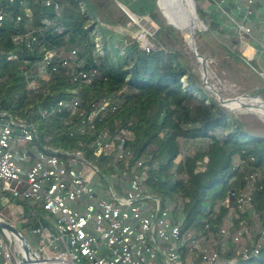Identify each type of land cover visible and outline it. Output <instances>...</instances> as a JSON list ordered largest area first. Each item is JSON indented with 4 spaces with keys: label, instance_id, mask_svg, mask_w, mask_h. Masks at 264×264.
Masks as SVG:
<instances>
[{
    "label": "built area",
    "instance_id": "obj_1",
    "mask_svg": "<svg viewBox=\"0 0 264 264\" xmlns=\"http://www.w3.org/2000/svg\"><path fill=\"white\" fill-rule=\"evenodd\" d=\"M226 21H219L216 36L219 42L234 34L239 43L238 53L253 71L264 79V0H208ZM19 3L23 13L13 15L10 6ZM60 16L55 0H44ZM121 8L139 28L136 40L146 52L155 48L154 22L133 15L124 5ZM211 14V12L206 11ZM8 22L22 28L13 36L17 49L6 55L7 61H23L21 74L33 94L45 93V82L60 67L67 68L73 84H93L100 75L98 69H87L79 60L78 50L57 46L52 42L63 34L64 26L48 23L36 27L29 0H0V29ZM234 53L235 51L232 50ZM96 55L103 56L100 39L96 40ZM99 65V61L96 60ZM70 97L59 100L49 109H39L37 115L47 118L69 114V123L79 122L70 129L71 136H94L92 148L97 157L105 158L109 174L101 166L85 159L84 152H64L46 146L39 147L40 132L32 122L36 115L13 116L0 110V184L8 197L1 200L12 214L44 212L45 225L24 230L21 220H6L20 229L31 244L40 264H219L221 254L211 248L207 237L182 231L183 220L175 218L170 206L153 195L146 181L150 166L144 159H135L130 143L135 134L127 128L99 130L97 121L118 110L113 99L95 102L90 110L83 107V87L66 90ZM33 112H35L33 110ZM82 145V144H81ZM208 160L198 170L204 171ZM263 189L262 176L251 172L245 176V186L234 194L235 208L232 226L220 231L222 245L230 237L235 219L238 229L233 235L237 244L248 232L242 215L255 216V194ZM152 201V204H149ZM210 237V236H209ZM207 245H201L200 241ZM225 245V244H224ZM17 247L22 259L24 247L16 235L0 227V264H12V249ZM264 247V229L259 232L252 251L244 250V258L257 257Z\"/></svg>",
    "mask_w": 264,
    "mask_h": 264
},
{
    "label": "trees",
    "instance_id": "obj_2",
    "mask_svg": "<svg viewBox=\"0 0 264 264\" xmlns=\"http://www.w3.org/2000/svg\"><path fill=\"white\" fill-rule=\"evenodd\" d=\"M29 2L36 27H47L48 23L64 26L63 34L51 43L77 49L79 60L86 68L98 69L100 75L93 84L81 86L71 82L67 68L60 67L45 82L46 92L33 95L21 74L25 63L7 61V53L17 49L13 36L22 28L8 22L0 29V110L23 118L36 114L32 122L41 134L40 148L82 151L86 160L100 165L107 175L105 158L94 154V136H71L70 129L79 119L70 124L67 113L43 119L37 111L70 97L66 90L82 87L86 110L104 98L113 99L118 110L97 121L98 129L127 128L135 134L134 142L129 145L135 159L142 158L150 166L146 186L162 200L163 206L172 207L175 218L183 220L184 234L193 232L207 238L214 234L220 240L221 228L235 208L231 193L237 195L244 188L245 176L251 172L262 176L263 189L255 194L253 208L264 229V137L244 131L243 125L192 72L186 56L172 42L175 28L160 20L158 0H55L60 6V16L53 8L46 7L44 0ZM122 5L133 15L150 18L156 24L152 51L140 47L136 40L140 28ZM10 10L13 15L24 12L19 3L11 5ZM198 12L212 34L218 30L219 21L227 22L221 12H217L218 17L203 9ZM202 27L201 22L199 28ZM97 38L104 49V55L98 57ZM230 38L225 39L227 46L221 47L230 57L244 61L234 34ZM218 130L222 131L221 135H217ZM200 139L210 142L205 150L194 155L183 154L185 143ZM236 158L240 165L236 164ZM205 160H208L206 169L198 170ZM5 196L9 195L0 184V201ZM179 199L182 201L178 203ZM23 205L25 214L19 221L28 220L21 225L24 231L46 224L41 208L36 209L38 214L34 216L29 214L31 207ZM238 225L235 219V226ZM223 258L225 264H264V247L257 257L244 258L232 245Z\"/></svg>",
    "mask_w": 264,
    "mask_h": 264
},
{
    "label": "rangeland",
    "instance_id": "obj_3",
    "mask_svg": "<svg viewBox=\"0 0 264 264\" xmlns=\"http://www.w3.org/2000/svg\"><path fill=\"white\" fill-rule=\"evenodd\" d=\"M195 7L197 12L199 9H203L205 12L209 11L212 14L214 13L216 16L217 11L214 4L208 0H195ZM160 20L165 24H167L166 17L158 9ZM207 13V12H206ZM209 14V13H208ZM199 15V12H198ZM211 15V14H210ZM200 16V15H199ZM208 16V15H207ZM208 16L207 18H209ZM218 17V16H217ZM204 27L199 28L198 32L195 36L198 52L206 58V67L204 71V66L192 53L189 45L187 44L185 38L183 37L179 28H175L172 42L175 47L181 51L185 56L189 67L192 72L202 80L204 85V74H206L208 83L216 89V92L222 96L224 99L237 100L241 98L242 100H252L256 98L264 99V79L260 77L255 71H253L246 63L242 60H236L235 58L230 57L225 50L221 47V44L218 40L222 39L223 34L217 35L215 32L213 34L210 32L209 25L203 20ZM199 23H201L199 21ZM157 29L156 24H153ZM170 26V25H168ZM230 40H232L230 38ZM205 86V85H204ZM206 87V86H205ZM216 100L217 96L211 90H207ZM251 97V98H250ZM227 111L236 119V121L240 122L243 125V130L248 131L254 135L263 136L264 137V119L249 112H233L227 109ZM222 131L218 130L217 135H221ZM210 142L207 139L195 140L193 142H187L183 146V154L184 155H194L197 151L205 150ZM198 148V149H197ZM94 163V162H92ZM236 164L240 165L241 161L236 158ZM182 200L179 199L178 203ZM149 204H152V201H149ZM0 212L4 214L9 220L16 223L15 221H19L20 215L17 212L9 211L8 208H5V204L0 201ZM234 217V210L231 211L230 215L227 217L225 225L226 227L232 226V219ZM247 230L248 232L244 235L243 239L235 244L233 242V235L237 231L239 227L235 226L231 228V235L224 239V243L222 245L223 240L217 239L214 234H211L207 239V244L213 248L218 249L221 254V262L219 264H225V260L223 258L224 253L230 249V247L236 246L239 252H243L244 250L252 249L255 243L256 238L259 236V232L262 230L263 225L260 221L258 213L253 217L252 215L247 217ZM27 235V232L24 231ZM206 239L200 241L201 245H207L204 243ZM225 244V245H224ZM12 251V264H25L23 262L22 257L20 256L19 249L15 246L11 247Z\"/></svg>",
    "mask_w": 264,
    "mask_h": 264
},
{
    "label": "bare ground",
    "instance_id": "obj_4",
    "mask_svg": "<svg viewBox=\"0 0 264 264\" xmlns=\"http://www.w3.org/2000/svg\"><path fill=\"white\" fill-rule=\"evenodd\" d=\"M158 3L168 25L185 30L190 36H193L194 32L199 29V20L194 14L196 5L194 0H158ZM244 102L248 104L247 108L244 107ZM227 108L233 112L253 113L264 119V100L262 98L246 101L241 98L237 100L228 99ZM22 255L26 257L25 251ZM25 264L38 263L26 262Z\"/></svg>",
    "mask_w": 264,
    "mask_h": 264
},
{
    "label": "water",
    "instance_id": "obj_5",
    "mask_svg": "<svg viewBox=\"0 0 264 264\" xmlns=\"http://www.w3.org/2000/svg\"><path fill=\"white\" fill-rule=\"evenodd\" d=\"M157 4H158V7L160 9V6H159L158 2H157ZM194 14L197 17V19L200 22H202L203 25H205L204 22L200 19V16L198 15L196 7L194 8ZM179 30L181 31L183 37L185 38V40H186L187 44L189 45V47H190L192 53L194 54V56L204 66V71H205V67H206V63H207L206 62V58L198 52V46H197V42H196V38H195V36H196V34L198 32V29H197V31L194 32L193 36H190L189 34H187L185 30H182V29H179ZM203 78H204V85L206 86V90L213 91L215 93V95L217 96V99H218L217 101L219 102V104L222 107L228 109L227 108L228 99L222 98V96H220V94H218L216 92V89L208 83L206 74H204ZM243 104H244V107L247 108L248 104L246 102H244ZM231 195H232V197H231L232 199L231 200L234 201V191L231 193ZM0 227L5 228V229L13 232L16 235V237L18 238V240L23 244L24 251L26 253V257H24L23 262H36V263L40 264V261L36 257L35 252H34L32 246H31V244L26 239V237L21 233V231H20V229H18V227H16L12 223H10V222H8L6 220H2V219L0 220Z\"/></svg>",
    "mask_w": 264,
    "mask_h": 264
}]
</instances>
